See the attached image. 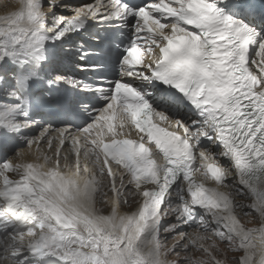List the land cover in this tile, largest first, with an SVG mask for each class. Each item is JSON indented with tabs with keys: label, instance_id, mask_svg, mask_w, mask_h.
<instances>
[{
	"label": "snow or ice",
	"instance_id": "1",
	"mask_svg": "<svg viewBox=\"0 0 264 264\" xmlns=\"http://www.w3.org/2000/svg\"><path fill=\"white\" fill-rule=\"evenodd\" d=\"M0 264H264V0L0 16Z\"/></svg>",
	"mask_w": 264,
	"mask_h": 264
},
{
	"label": "bare ground",
	"instance_id": "2",
	"mask_svg": "<svg viewBox=\"0 0 264 264\" xmlns=\"http://www.w3.org/2000/svg\"><path fill=\"white\" fill-rule=\"evenodd\" d=\"M20 2L21 0H10L9 4H4V0H0V3H2V6H0V16L18 10L20 6Z\"/></svg>",
	"mask_w": 264,
	"mask_h": 264
},
{
	"label": "rangeland",
	"instance_id": "3",
	"mask_svg": "<svg viewBox=\"0 0 264 264\" xmlns=\"http://www.w3.org/2000/svg\"><path fill=\"white\" fill-rule=\"evenodd\" d=\"M8 1V2H7ZM7 2V3H6ZM10 0H4V4H9ZM0 6H2V3H0Z\"/></svg>",
	"mask_w": 264,
	"mask_h": 264
}]
</instances>
